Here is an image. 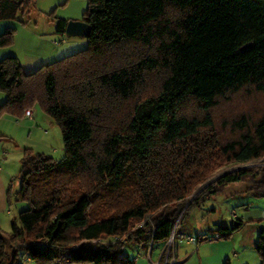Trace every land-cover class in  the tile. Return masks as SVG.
I'll use <instances>...</instances> for the list:
<instances>
[{
	"label": "trees",
	"instance_id": "trees-1",
	"mask_svg": "<svg viewBox=\"0 0 264 264\" xmlns=\"http://www.w3.org/2000/svg\"><path fill=\"white\" fill-rule=\"evenodd\" d=\"M88 4L83 51L29 74L16 56L0 60L7 98L0 118L21 119L39 106L59 125L65 147L60 160L25 151L14 198L29 208L10 233L0 230V264H130L127 247L153 241L154 251L157 243L164 248L194 206L228 185L264 196V167L233 169L185 210L221 164L264 159V114L238 115L231 123L238 135L227 142L212 114L241 90L264 95V0ZM31 9V0H0V22ZM67 24L59 20L56 31L65 35ZM15 31L6 28L0 48ZM191 105L200 113L188 114ZM236 218L220 239L241 230ZM255 250L264 264V228Z\"/></svg>",
	"mask_w": 264,
	"mask_h": 264
},
{
	"label": "rangeland",
	"instance_id": "rangeland-1",
	"mask_svg": "<svg viewBox=\"0 0 264 264\" xmlns=\"http://www.w3.org/2000/svg\"><path fill=\"white\" fill-rule=\"evenodd\" d=\"M32 9L26 12L18 21H1L0 35L7 27L15 28V36L13 43L6 48H0V60L6 58L8 53L14 52L23 66L33 64L38 60L50 59L57 61L60 58L67 57L73 53L83 51L88 47L86 37L62 35L56 31L59 20L83 21V16L88 9V0H31ZM3 99V100H2ZM6 95L0 91V100L6 101ZM4 103V102H3ZM34 109V120L25 119L22 122V130L17 134L20 148H30L34 154L43 153L52 156L56 160H60L65 155V147L63 144V134L56 121L48 117L43 109L39 106ZM187 113L199 114V108L191 105L187 109ZM246 112L250 114L254 120L264 114V95L251 90H241L239 93L232 94L228 99H221L220 103L212 111L215 119L216 134L219 140L223 142L230 141L235 138L238 132L233 129L232 121L238 115ZM10 117V116H7ZM13 117V116H11ZM14 120H18V118ZM21 122V121H20ZM33 126V128H30ZM264 163V159L250 162L245 168L257 169L262 168L259 164ZM240 166L234 164H221L214 170V174L210 176L206 182L199 185L194 194L186 198L187 206L190 207L202 191L208 185H215V181L219 175L233 169H239ZM21 165L16 167L13 175L15 181L12 184V202L11 211L18 218L23 210L29 208V203L25 201L15 200V192L18 190L19 172ZM257 171V170H256ZM261 170H259L260 176ZM239 186V187H238ZM244 183L232 184V189L224 190V193L213 195L207 198L206 202L194 206L186 215L180 229L178 230V238L176 242V254L182 261L181 264H202L200 256L204 258L203 264H214L218 255L226 259L221 262L230 260L231 264H263L260 254L255 250L258 242L260 230L264 228V196H255L254 192H245L247 188ZM20 188V187H19ZM245 188V189H244ZM232 195V196H228ZM184 210V211H185ZM243 221L241 230L235 231L229 239L221 238L223 231L221 229H230L234 227L237 218ZM183 215V213H182ZM179 223V222H178ZM12 231L11 229L9 230ZM190 235L191 237L204 239V246H191L181 236ZM219 241H211V240ZM197 247V248H196ZM148 248V247H147ZM163 250L161 244H156L154 261H158V256ZM145 253L147 249L139 246L127 247L125 256L132 259L139 252ZM23 255V253H21ZM240 254L242 255L241 258ZM21 259V255H20ZM142 259L141 263L143 262ZM186 260V261H185ZM148 262V261H147ZM222 263V264H224ZM25 264H36L32 260L25 259ZM58 264H64L58 262Z\"/></svg>",
	"mask_w": 264,
	"mask_h": 264
},
{
	"label": "crops",
	"instance_id": "crops-1",
	"mask_svg": "<svg viewBox=\"0 0 264 264\" xmlns=\"http://www.w3.org/2000/svg\"><path fill=\"white\" fill-rule=\"evenodd\" d=\"M7 55L16 56V54H14L13 51L8 53ZM49 62H52V61H50V59H46V60L42 59V60H38V61L34 62L33 64L28 65V66H23L22 63L21 62L20 63L22 65V70L26 74H29V73H33L34 70L40 68L41 66L46 65ZM3 102H5V101L0 100V104H2ZM14 119L15 118H13L11 116L10 117L3 116L0 118V157L3 158L2 161L0 162V230H3L7 233H10V231H9L10 229L12 230V223H13L14 219L16 218L14 213H12V211H11L12 202L14 201L12 199V197H13L12 184L15 181V175H13V173H14V171H16V167H18L19 165L22 164V159L24 158L25 151L27 149H30L27 147H25L24 149L20 148V145L18 142V136H17V134L19 132H21L22 122L26 118L21 120V122H19V123ZM30 128H33V126H30ZM232 184H234V183H232ZM232 184L228 185L225 188V190L227 189V192H228V189H230V188L232 189ZM246 186H247V184H246ZM18 189H19V187H18ZM10 191H11V193H10L11 195L9 194ZM245 192H246V190H245ZM228 196H232V195H228ZM10 200H11V204H10ZM233 213H235V212H233ZM186 236H190V235H186ZM229 238H227V239H229ZM211 241H219V239L218 240L213 239ZM204 242H206V241L200 240L199 242L197 241L196 244H191V243H188L187 241L185 243H187L193 247L196 245H197V247H200V244H203ZM203 246H204V244L196 250V251H199V255H201L200 253H201V249ZM153 255H154V251H153ZM134 257H132V259H130V260L133 261ZM176 257L178 258L179 261H182L181 259H179L177 254H176ZM225 257H228V256H223V258H221V255H218L214 264L224 263V262H221V260L226 259ZM241 257H242V255L240 254L239 258H241ZM158 258H159V256H158ZM142 259H145V260H143L142 264H149V259L146 256L139 258V261H137L135 264H140ZM131 261H130V264H131ZM227 261L228 260H226V262ZM200 262L202 264L204 263V258L202 256H200ZM68 264H71V263H68ZM180 264H181V262H180Z\"/></svg>",
	"mask_w": 264,
	"mask_h": 264
},
{
	"label": "built area",
	"instance_id": "built-area-1",
	"mask_svg": "<svg viewBox=\"0 0 264 264\" xmlns=\"http://www.w3.org/2000/svg\"><path fill=\"white\" fill-rule=\"evenodd\" d=\"M24 118L29 119V120H34V118H35L34 109L26 110L24 112V115H23L22 119H18L17 122L19 123ZM2 159L3 158L0 157V162L2 161ZM249 163H246L244 165H240L239 169H244L245 167H247L249 165ZM259 166H263L264 167V163L259 164ZM235 170H237V169H235ZM233 216L236 217V214L233 213ZM176 227H177V225L173 229V231H172L173 233L171 234L169 240L165 244L166 246L161 251L158 261H154V259L152 258L153 251H154V246H153L154 243H153V241H150L148 243V245H147L148 246L147 251H145V253H142L140 251L133 258L132 263L135 264L137 261H139V258L146 256L149 259V264H180V261L176 257V242H177V238H178V234L175 232L176 231ZM181 239L182 240L184 239L185 241H187L188 243H191V244H196L197 243V238L195 239L194 237L186 236L184 234H183V236H181ZM60 262H63L64 264H68L69 263V259H63Z\"/></svg>",
	"mask_w": 264,
	"mask_h": 264
},
{
	"label": "water",
	"instance_id": "water-1",
	"mask_svg": "<svg viewBox=\"0 0 264 264\" xmlns=\"http://www.w3.org/2000/svg\"><path fill=\"white\" fill-rule=\"evenodd\" d=\"M66 35L71 36H77V37H84L89 33V25L83 20V21H70L66 28Z\"/></svg>",
	"mask_w": 264,
	"mask_h": 264
}]
</instances>
